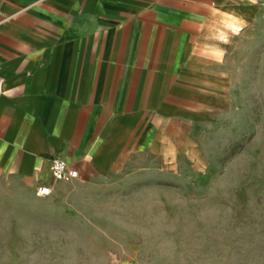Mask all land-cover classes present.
<instances>
[{
  "label": "crops",
  "instance_id": "crops-1",
  "mask_svg": "<svg viewBox=\"0 0 264 264\" xmlns=\"http://www.w3.org/2000/svg\"><path fill=\"white\" fill-rule=\"evenodd\" d=\"M254 9L249 0H0V181L30 194L49 184V197L65 199L146 173L167 131L204 113L218 22H244ZM55 156L79 177L55 181Z\"/></svg>",
  "mask_w": 264,
  "mask_h": 264
},
{
  "label": "rangeland",
  "instance_id": "rangeland-1",
  "mask_svg": "<svg viewBox=\"0 0 264 264\" xmlns=\"http://www.w3.org/2000/svg\"><path fill=\"white\" fill-rule=\"evenodd\" d=\"M249 1L214 29L204 113L146 173L65 199L0 181V264H264V0Z\"/></svg>",
  "mask_w": 264,
  "mask_h": 264
},
{
  "label": "built area",
  "instance_id": "built-area-1",
  "mask_svg": "<svg viewBox=\"0 0 264 264\" xmlns=\"http://www.w3.org/2000/svg\"><path fill=\"white\" fill-rule=\"evenodd\" d=\"M50 172L55 181L72 180L79 177V171L59 156L51 159ZM36 194L42 198L49 197L52 194L51 185L45 183L37 185Z\"/></svg>",
  "mask_w": 264,
  "mask_h": 264
}]
</instances>
